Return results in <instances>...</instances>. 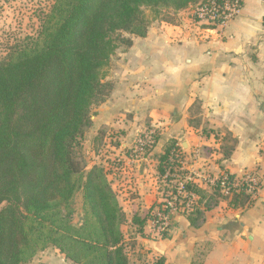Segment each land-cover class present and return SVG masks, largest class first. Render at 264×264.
Segmentation results:
<instances>
[{
  "label": "trees",
  "instance_id": "1",
  "mask_svg": "<svg viewBox=\"0 0 264 264\" xmlns=\"http://www.w3.org/2000/svg\"><path fill=\"white\" fill-rule=\"evenodd\" d=\"M203 1L54 0L37 35L0 62V264H24L49 245L75 264H130L121 232L125 212L104 169H88L75 147L91 125V107L113 90L104 69L120 43H133L123 33L147 36L145 9L180 11ZM223 148L228 156L231 149ZM182 152L175 141L165 144L161 177L178 179ZM185 190L199 198L188 216L193 227L220 200L235 209L253 202L244 190L224 197L220 183L211 193L194 184ZM79 191L85 218L78 226L71 205ZM153 209L132 216L139 234Z\"/></svg>",
  "mask_w": 264,
  "mask_h": 264
},
{
  "label": "crops",
  "instance_id": "2",
  "mask_svg": "<svg viewBox=\"0 0 264 264\" xmlns=\"http://www.w3.org/2000/svg\"><path fill=\"white\" fill-rule=\"evenodd\" d=\"M118 56L109 78L115 88L93 120L106 143L119 133V144L108 145L122 161L110 182L127 215L161 201L158 157L169 141L183 150L178 181L196 172L208 193V178L259 182L245 208L220 200L198 227L188 218L193 209L175 216L168 237L142 239L146 254L163 264H264V0H243L233 21L210 31L186 19L154 25ZM146 128L160 139L133 159L125 150Z\"/></svg>",
  "mask_w": 264,
  "mask_h": 264
},
{
  "label": "rangeland",
  "instance_id": "3",
  "mask_svg": "<svg viewBox=\"0 0 264 264\" xmlns=\"http://www.w3.org/2000/svg\"><path fill=\"white\" fill-rule=\"evenodd\" d=\"M54 0H0V62L4 60L8 54L18 51L19 47L23 48L24 41L28 38H34L37 35L41 27V19L44 14L50 10ZM198 5V4H197ZM197 5H191L187 9L175 11L170 9H161L155 12L153 9H145V14L147 19L149 20V27L163 23L169 24H177L179 20H188L191 25H195L198 28L205 29L210 31L211 28H214L207 21H195L193 17V12L196 9ZM125 38H129L133 42V38H136L128 33H123ZM128 46L125 44H119L118 49L115 54L112 56L110 64L108 67L104 69V81L108 82L113 90H114V82L110 80L111 74L114 70V65H116V60L119 58V54H123L128 50ZM14 51V52H15ZM121 58V57H120ZM116 61V62H115ZM113 90L108 91L109 95L107 96V100L111 97ZM105 102L100 104H94L90 109V118L91 125L84 131L83 136L78 139L77 145L75 147V155L79 159H83L86 161L88 169L93 166H100L104 169L108 181L111 185V182H114L113 174L115 171L113 168L116 165L122 164L120 157L115 155V151H112L111 148L108 147L109 143L113 142L116 146L119 144V140L116 142L115 138L119 136L118 134H111L108 138H112V141L105 142V137H107V132H102L101 130H97L94 125L93 116L96 110L102 106ZM95 130V131H94ZM149 132V129H144L143 132L139 133L135 143L132 144L131 147H128L125 151L128 152V155L135 157L136 155H145L152 146H147L146 150L143 154H134L136 149L137 140L140 137L145 136L146 133ZM159 134V133H158ZM156 131L151 135L152 139L156 140V136H159ZM97 155L99 157H97ZM119 167V166H118ZM111 180V182H110ZM173 181L169 182V187H164L162 192L163 195H175L177 194V187L179 182L177 178L173 177ZM112 187V185H111ZM113 189V188H112ZM211 193V187H210ZM114 191V190H113ZM169 192V193H168ZM158 203V202H157ZM156 203V204H157ZM156 204L153 206V210L157 208ZM72 209V223L75 225H80V223L85 218L84 212V201L82 191H79L74 198V201L71 205ZM153 211V212H154ZM65 214V212L63 211ZM126 219L121 226V232L123 234V242L126 248V252L128 254L130 264H153V262H158L157 259H150L149 255L146 254V250L142 245V239L148 241H160L163 240L162 236L157 237L156 235H152L150 229H153V224L149 221L145 228L143 235L138 233V227L133 226L130 222L132 215H127L125 213ZM158 228V226H157ZM167 234V233H164ZM168 237V236H167ZM140 256V257H139ZM24 264H75L73 261L68 259L65 254H63L57 247L53 245H49L46 248L39 249L35 253V255L30 258Z\"/></svg>",
  "mask_w": 264,
  "mask_h": 264
},
{
  "label": "built area",
  "instance_id": "4",
  "mask_svg": "<svg viewBox=\"0 0 264 264\" xmlns=\"http://www.w3.org/2000/svg\"><path fill=\"white\" fill-rule=\"evenodd\" d=\"M243 0H204L199 3L193 12L195 21H207L211 24V29H217L224 27L235 19L238 15ZM153 132H148L145 136L140 137L137 140L136 149L134 154H143L147 146H152L154 140L151 135ZM142 155H136L133 159L141 158ZM169 173L163 176V181L166 183V187L170 186L171 181L168 180ZM172 177L177 178L173 175ZM199 174L196 172H189L185 175V178L179 182L177 194L163 195L160 202L156 204L157 208L153 212V219L150 220L153 224V229H150L152 235L157 237H167L171 231L172 220L179 214L189 213L195 204L197 196L194 193H187L185 186L187 184H194L198 186ZM209 187H216L220 183L221 194L224 197H230L234 192H240L244 190L246 194L255 195L259 182L255 176H246L242 179L230 178L229 175L222 176L221 178L212 179L208 178L205 180ZM169 193V192H168ZM158 226V228H157ZM167 233V234H164Z\"/></svg>",
  "mask_w": 264,
  "mask_h": 264
}]
</instances>
